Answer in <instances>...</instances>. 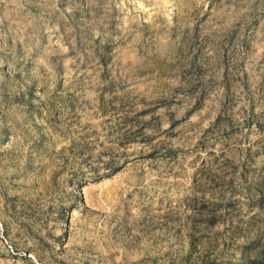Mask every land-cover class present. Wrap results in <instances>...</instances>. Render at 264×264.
<instances>
[{
    "label": "rangeland",
    "instance_id": "obj_1",
    "mask_svg": "<svg viewBox=\"0 0 264 264\" xmlns=\"http://www.w3.org/2000/svg\"><path fill=\"white\" fill-rule=\"evenodd\" d=\"M0 264H264V0H0Z\"/></svg>",
    "mask_w": 264,
    "mask_h": 264
}]
</instances>
